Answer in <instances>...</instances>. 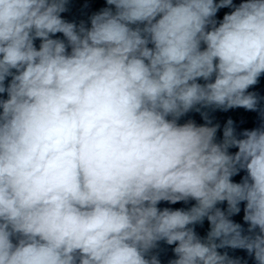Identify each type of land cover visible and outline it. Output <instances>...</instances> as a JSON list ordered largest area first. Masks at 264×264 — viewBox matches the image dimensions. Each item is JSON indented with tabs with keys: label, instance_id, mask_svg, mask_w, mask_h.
Masks as SVG:
<instances>
[{
	"label": "clouds",
	"instance_id": "clouds-1",
	"mask_svg": "<svg viewBox=\"0 0 264 264\" xmlns=\"http://www.w3.org/2000/svg\"><path fill=\"white\" fill-rule=\"evenodd\" d=\"M69 3L0 0V264H264V0Z\"/></svg>",
	"mask_w": 264,
	"mask_h": 264
}]
</instances>
